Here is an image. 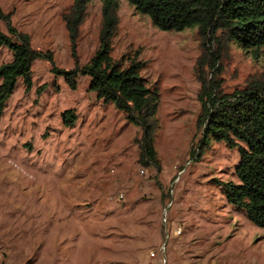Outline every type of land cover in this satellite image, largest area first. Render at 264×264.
<instances>
[{"label": "rangeland", "instance_id": "rangeland-1", "mask_svg": "<svg viewBox=\"0 0 264 264\" xmlns=\"http://www.w3.org/2000/svg\"><path fill=\"white\" fill-rule=\"evenodd\" d=\"M71 3L0 0L9 25L51 55L32 61L28 89L17 78L0 115V264H264V227L212 181L236 182L237 147L210 141L198 151L196 27L159 30L118 0L110 56L136 53L140 75L157 90L156 170L137 163L138 127L89 89V75L77 74L70 88L52 71L74 67L61 18ZM100 6L86 5L80 65L97 48ZM11 56L0 46V64ZM222 62L217 77L231 92L264 72V46L254 54L230 43Z\"/></svg>", "mask_w": 264, "mask_h": 264}, {"label": "trees", "instance_id": "trees-1", "mask_svg": "<svg viewBox=\"0 0 264 264\" xmlns=\"http://www.w3.org/2000/svg\"><path fill=\"white\" fill-rule=\"evenodd\" d=\"M133 9L148 16L159 30L179 31L194 25L198 36V55L193 72L198 83L196 128L199 131V152L210 141H223L237 147L238 162L234 168L236 182L213 178L224 193L227 203L242 210L257 227H264V72L247 77L246 81L225 92L217 77L230 43L244 51L264 46V0H126ZM89 0H72L61 18L67 33L74 67L59 70L66 84L73 88L77 74L90 77L89 89L103 101H112L125 118L139 129L137 163L159 170L153 148L157 128L155 117L157 90L146 85L139 70L143 61L137 54L113 59L111 38L117 26L118 0H101L98 44L85 64L76 59V39ZM7 32L0 31V46L11 51V60L0 64V115L5 100L12 93L19 77L28 89L30 66L36 58L51 59L49 52L32 49L26 33L9 25V15L0 12ZM65 111L64 122L70 124ZM198 146V145H197ZM192 156V154H190Z\"/></svg>", "mask_w": 264, "mask_h": 264}]
</instances>
